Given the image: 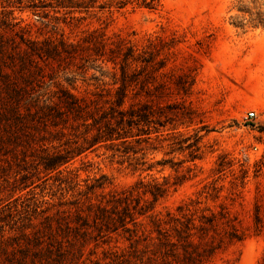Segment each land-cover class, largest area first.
Here are the masks:
<instances>
[{"label": "rangeland", "instance_id": "rangeland-1", "mask_svg": "<svg viewBox=\"0 0 264 264\" xmlns=\"http://www.w3.org/2000/svg\"><path fill=\"white\" fill-rule=\"evenodd\" d=\"M85 1L58 10L0 0L8 48L25 46L20 35L78 44L32 73L0 66V264H264V0ZM93 30L149 59L130 70L153 110L135 155L85 148L96 127L81 120L54 125L34 107L14 117L7 80L40 105H57L62 90L114 95L120 67L86 46ZM45 150L71 159L45 170ZM101 176L104 188H92ZM154 184L166 190L157 201L144 193ZM121 192L133 198L130 215L118 207L125 225L95 223L98 204L111 211L110 194Z\"/></svg>", "mask_w": 264, "mask_h": 264}, {"label": "trees", "instance_id": "trees-1", "mask_svg": "<svg viewBox=\"0 0 264 264\" xmlns=\"http://www.w3.org/2000/svg\"><path fill=\"white\" fill-rule=\"evenodd\" d=\"M10 2H16L22 4L25 0H7ZM28 6L41 9L45 7H52L54 9H83L88 8L89 3L85 0H27ZM92 0H90L91 2ZM147 7L154 8L157 0H136ZM39 13V12H37ZM47 15V13H44ZM4 35L0 36V66H16L20 63L22 67L28 68L29 73H32L30 67L39 69V61H47L56 58H67L77 52L76 45L69 43L63 39L59 41L47 38L42 41L32 40L30 38L20 35L21 43L25 44L16 45L8 48ZM103 33H99L97 30H93L88 33L86 46H92V49L98 56H104L105 59L114 65L118 64L120 67L121 85L115 90L112 95V90H108L105 93H99L98 98L77 97L73 94L67 93L62 90L63 95L59 97V103L46 104V100H43V104L40 105L39 98L33 100V96L23 93V88L16 84V82L7 80V86L9 88V98L13 103L12 109L14 111V117L21 122L24 115L31 113L32 107L35 108L33 117L38 114L39 119L47 118L54 125H57L58 119L68 122L70 118L73 121L81 120L82 125L86 127V132L89 131L90 126L96 127V133L88 140L85 137L88 146L90 148L95 144L102 142L108 144V147L114 150V154L123 153L127 156L131 154H137L138 150L134 148L133 142H140L141 135L147 134L145 125L151 122L153 116L152 99L150 97V90L146 87L145 80L139 79V73H136V69L131 70V66L135 62H142L147 65L149 59L140 53L136 54L134 47L125 39L118 38L117 41L108 43V39L104 37ZM15 49L18 60H15ZM13 52H12V51ZM144 68V67H143ZM142 68V69H143ZM0 75L7 76L8 73L0 70ZM116 83V82H115ZM140 84V89L137 90L136 86ZM22 91V92H21ZM134 95L135 100L131 101L130 94ZM143 93V94H142ZM143 96V97H140ZM149 98V99H148ZM23 103L21 104V102ZM66 115V117H64ZM92 128V127H91ZM137 129V133H134V129ZM146 131V132H145ZM142 132V134L140 133ZM82 147L77 149L82 152ZM71 150H45L40 156L41 164L45 170H58L62 165L66 164L71 157L69 152ZM61 171L60 169L58 170ZM105 178L101 176L96 179V184L91 187L104 188ZM149 192L153 198V201H157L162 197L166 190L163 186L154 184L152 188L145 190L144 193ZM105 195V194H102ZM111 199L107 202H113L111 211L106 206L98 204V212L95 213V223L100 221H106V223L112 222L114 225L116 222L125 225L126 215H130L129 206L132 203V197L126 195L125 192L111 193ZM135 199V198H134ZM131 200V202H129ZM123 202L125 205H123ZM139 201L137 202V204ZM122 206V213L120 214L118 207ZM132 220V219H131ZM69 227V222H66ZM85 225V223H81Z\"/></svg>", "mask_w": 264, "mask_h": 264}, {"label": "built area", "instance_id": "built-area-1", "mask_svg": "<svg viewBox=\"0 0 264 264\" xmlns=\"http://www.w3.org/2000/svg\"><path fill=\"white\" fill-rule=\"evenodd\" d=\"M254 115V112H249L248 114H247V117H249V116H253Z\"/></svg>", "mask_w": 264, "mask_h": 264}]
</instances>
